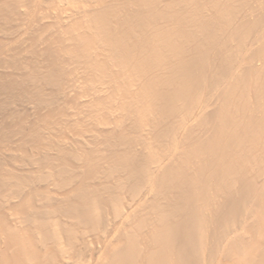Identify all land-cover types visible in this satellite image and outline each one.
Masks as SVG:
<instances>
[{"label":"bare ground","instance_id":"1","mask_svg":"<svg viewBox=\"0 0 264 264\" xmlns=\"http://www.w3.org/2000/svg\"><path fill=\"white\" fill-rule=\"evenodd\" d=\"M0 264H264V0H0Z\"/></svg>","mask_w":264,"mask_h":264}]
</instances>
